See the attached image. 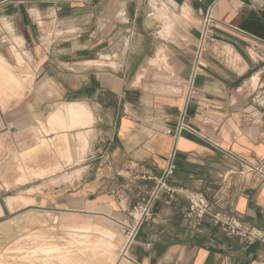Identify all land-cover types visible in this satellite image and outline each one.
I'll use <instances>...</instances> for the list:
<instances>
[{"label": "crops", "instance_id": "crops-1", "mask_svg": "<svg viewBox=\"0 0 264 264\" xmlns=\"http://www.w3.org/2000/svg\"><path fill=\"white\" fill-rule=\"evenodd\" d=\"M0 86V144L34 148L43 123L48 137L61 133L64 164L83 167L49 190V212L117 228L116 264H264V243L193 222L187 201L164 193L120 257L121 225L172 151L169 185L264 234V179L251 169L264 163V0H0ZM8 212L3 201L0 218Z\"/></svg>", "mask_w": 264, "mask_h": 264}, {"label": "rangeland", "instance_id": "rangeland-1", "mask_svg": "<svg viewBox=\"0 0 264 264\" xmlns=\"http://www.w3.org/2000/svg\"><path fill=\"white\" fill-rule=\"evenodd\" d=\"M40 130V142L34 148L21 150L24 144H0V203L4 201L9 208L0 218V262L16 261L19 254L15 252L40 243L51 248L48 264H81L80 260L86 264H112L118 259L112 242L117 228L93 216L49 212V190L79 178L83 166L64 164L71 158L69 149L58 141L64 139L61 133L53 132L48 137L51 130L47 131L44 123ZM79 139L82 144L89 143ZM33 169L41 174L33 173Z\"/></svg>", "mask_w": 264, "mask_h": 264}, {"label": "built area", "instance_id": "built-area-1", "mask_svg": "<svg viewBox=\"0 0 264 264\" xmlns=\"http://www.w3.org/2000/svg\"><path fill=\"white\" fill-rule=\"evenodd\" d=\"M52 4H85L90 0H46ZM216 23L213 16V5L206 8L202 14L200 42L198 52L196 55L193 75L198 71V60L202 53H204L208 46H210V30ZM188 127L184 123V113L181 114L180 120L177 124L174 138L177 139L179 133ZM167 133H169L167 131ZM175 160V152L172 151L166 160V167L158 178L154 179L155 187L146 196L142 197L132 208L130 212L131 222L129 224H122V234L125 236V243L120 253L123 257L128 248L133 244L136 235L145 223H148L152 218V207L154 202L159 198L161 193L167 195L166 204L177 201L182 197L187 201L188 209L186 213L187 219L193 222H200L201 220H208L213 226L220 229L222 232L238 237L247 244L255 242L264 243V234L256 227L242 223L231 212H223L217 210L214 204L211 203L205 196L199 192L189 191L183 188H175L168 184V179L173 173V164ZM259 173L264 179V163L259 164L255 168H251Z\"/></svg>", "mask_w": 264, "mask_h": 264}, {"label": "bare ground", "instance_id": "bare-ground-1", "mask_svg": "<svg viewBox=\"0 0 264 264\" xmlns=\"http://www.w3.org/2000/svg\"><path fill=\"white\" fill-rule=\"evenodd\" d=\"M88 116V114H87ZM86 119V118H85ZM88 119V118H87ZM87 121V120H86ZM88 122V121H87ZM91 122V121H90ZM89 124V123H88ZM84 139V138H83ZM86 141V140H85ZM86 143V142H85ZM84 143V144H85ZM86 145V144H85ZM80 176V174L78 175ZM68 179V178H67ZM32 218V217H31ZM23 228V227H22ZM9 229V228H8ZM16 230V229H15ZM9 234V233H8ZM11 234V233H10ZM31 236V235H30ZM41 238V237H40ZM39 239V238H37ZM21 241V240H20ZM28 241V240H27ZM30 241V240H29ZM33 243V242H32ZM31 243V244H32ZM14 249V248H13ZM22 250V248H20ZM50 251L51 248L44 247L43 244L38 243L35 247L27 250V251H19L15 252L19 255L14 258L16 261H4V263L0 262V264H48L50 262ZM12 253V252H10ZM49 260V261H48ZM117 261H113L112 264H116ZM81 264H86L83 260H80ZM53 264H63V263H53ZM90 264V262H89Z\"/></svg>", "mask_w": 264, "mask_h": 264}]
</instances>
